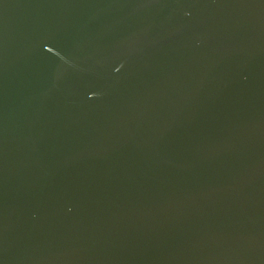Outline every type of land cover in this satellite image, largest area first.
<instances>
[{
  "label": "water",
  "instance_id": "obj_1",
  "mask_svg": "<svg viewBox=\"0 0 264 264\" xmlns=\"http://www.w3.org/2000/svg\"><path fill=\"white\" fill-rule=\"evenodd\" d=\"M0 264H264V0H0Z\"/></svg>",
  "mask_w": 264,
  "mask_h": 264
}]
</instances>
